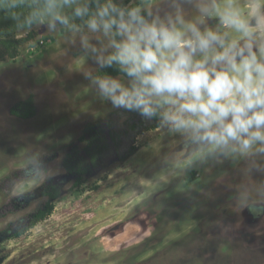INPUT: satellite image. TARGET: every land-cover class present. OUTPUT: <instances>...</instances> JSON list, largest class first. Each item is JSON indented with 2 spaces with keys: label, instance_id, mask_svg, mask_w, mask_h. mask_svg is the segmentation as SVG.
<instances>
[{
  "label": "rangeland",
  "instance_id": "1",
  "mask_svg": "<svg viewBox=\"0 0 264 264\" xmlns=\"http://www.w3.org/2000/svg\"><path fill=\"white\" fill-rule=\"evenodd\" d=\"M136 2L147 12L164 7ZM228 2L217 0L220 9ZM230 2L245 19L254 3L264 7V0ZM44 3L0 0V38L32 37L17 58L0 60V183L18 174L0 192V264H264V173L256 171L264 159L202 156L166 126L137 135L154 121L100 96L85 73L101 68L86 57L80 34L40 16L27 23ZM185 15L200 16L195 8ZM203 19L239 35L215 14ZM31 96L35 117L11 115ZM88 123L98 124L110 150L76 188L64 159L74 147L85 154ZM133 143L139 151L124 162ZM50 186L61 193L53 213L29 227Z\"/></svg>",
  "mask_w": 264,
  "mask_h": 264
},
{
  "label": "clouds",
  "instance_id": "2",
  "mask_svg": "<svg viewBox=\"0 0 264 264\" xmlns=\"http://www.w3.org/2000/svg\"><path fill=\"white\" fill-rule=\"evenodd\" d=\"M163 4L145 14L122 0H45L27 23L59 22L101 69L117 66L121 76L85 73L114 108L159 118L202 156L264 159V7L254 3L245 19L230 0L222 9L217 0ZM189 8L200 16L186 17ZM214 14L239 35L209 28L203 18Z\"/></svg>",
  "mask_w": 264,
  "mask_h": 264
},
{
  "label": "trees",
  "instance_id": "3",
  "mask_svg": "<svg viewBox=\"0 0 264 264\" xmlns=\"http://www.w3.org/2000/svg\"><path fill=\"white\" fill-rule=\"evenodd\" d=\"M103 2V0H102ZM116 2H121V0H116ZM124 6L134 7L139 6V4L131 3V0H122ZM94 8L95 5H92ZM146 14L147 11L143 10ZM17 12V11H16ZM71 12V11H70ZM69 12V13H70ZM76 24H82V21L76 19L73 21ZM59 27H64L57 22ZM32 39L31 36L26 38L19 39H2L0 38V60L5 58L15 59L19 56L21 48L28 43ZM108 74L113 77L121 76L119 73L117 66L113 65L110 68H103L98 71V75ZM124 113H128L131 116L140 115L138 112L123 110ZM11 115L20 118V119H31L36 116V107L34 104L33 97L31 96L28 100L24 102H19L14 105L10 110ZM154 121L152 124L145 126L143 130L136 132V134H140L144 131L154 130L159 128V118H151ZM97 123H88L85 126L83 131V135L80 138L81 142L85 143V154L82 151H78L77 147L72 148V150L66 155L64 159V167L67 173L74 178V186L76 188L81 187L86 181V175L90 174L94 168H96L102 157L110 150V144L100 135L98 130ZM134 131L137 129L135 125L131 127ZM139 151V147L136 146L135 143L130 146L127 153L123 157V161H127L129 158L134 156ZM18 174L12 173L8 178H6L3 182L0 183V192H2V188L6 186L8 192L9 188L15 183L17 180ZM43 195L47 198L46 202L39 207L30 222V226L32 227L39 222L46 220L54 211V200L58 199L61 195L60 190L56 186H50L46 188ZM9 213H15V210H10L8 212H3V216L8 215ZM1 217V214H0ZM24 230L17 232L16 236L21 235Z\"/></svg>",
  "mask_w": 264,
  "mask_h": 264
}]
</instances>
